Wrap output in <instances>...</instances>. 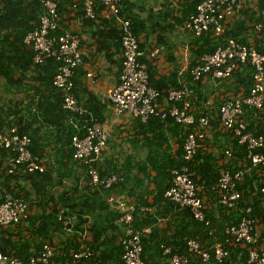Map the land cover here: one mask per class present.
<instances>
[{"label": "trees", "instance_id": "1", "mask_svg": "<svg viewBox=\"0 0 264 264\" xmlns=\"http://www.w3.org/2000/svg\"><path fill=\"white\" fill-rule=\"evenodd\" d=\"M202 1L166 0L157 10H145L144 6L137 5L133 0H121V12L131 21L132 33L138 41L142 34L147 37L154 36L156 44L160 47L165 45L172 32L183 27L185 20L195 13L196 6ZM69 4L70 0H60L58 11H64ZM262 10L264 0H258L257 10L240 13L250 16V24L253 22L256 24L264 21ZM80 11L81 7L77 14ZM96 12H100V7ZM41 13V0H0V134L5 129L15 128L18 134L27 135L31 140L30 152L44 159L47 164L44 173L8 174L3 166L6 161L5 151L0 147V203L3 190H6L13 196L34 202V207L37 208L18 227H0V253L17 257L22 264H28L29 257L36 256L42 246L48 244L63 252V256L58 258L64 261L68 259L71 251L80 248L81 234L87 231L90 240L83 241L82 244L99 253L100 264H124L121 259L122 247L118 243L121 233L114 224L119 212L111 208L114 203L105 200L115 192L125 193L132 199L127 201L136 207L148 206L147 195L151 194L153 204L160 208L161 213L171 212L165 230H161L154 225L156 223L154 215L143 213L138 208L135 210L134 230L150 228L149 234L142 235L141 243L142 258L152 264H166L169 256L163 255L161 245L170 247L172 254H186L188 239H197L205 243L211 238L210 230H214L215 236L220 237L225 225L237 222L238 217L234 213L228 216L221 214L215 218L211 211L206 209L205 215L210 225L205 226L195 220L187 210H180L164 197L172 183V170L182 165L180 159L183 153V139L187 133L184 127L170 118L162 120L151 117L146 122L134 119L135 134L130 142L133 146L146 151L143 158L137 159L128 155L123 160L111 157L104 162L99 158L94 164L101 176L121 173L124 178L121 183L107 190L98 191L88 183L81 189V180L76 175L69 178L73 171L70 168L71 138L77 133L82 137L84 135L82 122L96 117L84 108L81 109L82 115L62 108L60 94L52 86V79L58 68L54 58H46L40 64L33 63L34 52L24 44L23 39L37 27ZM84 26L95 38L97 53L111 57L113 55L109 50L113 47L116 52L121 53L122 64L120 32L113 21L105 20L100 23L85 21ZM248 29L250 27H247L245 22H237L233 30L225 33V37H230L228 34H243V31ZM260 34L264 36V32ZM230 38L236 39L233 36ZM222 42V38L217 39L210 35L195 37L193 53L196 64L203 54L212 53ZM140 60L143 61L142 58ZM192 63L189 68L196 65ZM79 67L73 74L74 96L75 76ZM148 74L150 85L160 91L162 96L169 89H180L185 86L179 81L175 70L165 81L160 82H154L151 73ZM233 78L236 85L248 89L252 81V68L247 65L242 67ZM19 94L23 98L19 99ZM244 110L245 119L250 122V130L253 132L257 130L260 133L264 121L256 123V120L262 118L264 110L251 111L246 107ZM74 124L79 127V132ZM217 130V121H212L210 132L213 133L212 138L218 141L215 147L220 157L224 156L226 147H231L235 159L242 160L247 154L246 146L238 145L237 139L231 134H220L221 131ZM167 134L177 138L178 147L174 152L169 148ZM235 159H230L231 171L240 168ZM186 165L194 172L195 182L203 183L205 186L216 183L221 169L216 165L212 153L207 152ZM80 167L86 176L84 181L87 182V167L84 165ZM257 173L254 169L245 174L239 184L243 194L240 205L252 207L254 215L260 212L259 202L262 201V196L256 190L264 186V175L260 178ZM65 178L72 179L70 185L63 183L62 179ZM150 183L154 186L153 191L148 190ZM129 186L131 188H128ZM57 187L59 189L53 193ZM208 196H211L210 192ZM218 209L222 208L218 206ZM65 221L68 223L67 227L64 226ZM59 235L64 236L66 240L61 241ZM245 258L246 254L242 253L239 261L234 260L235 264H241ZM79 264L87 263L84 261Z\"/></svg>", "mask_w": 264, "mask_h": 264}, {"label": "built area", "instance_id": "2", "mask_svg": "<svg viewBox=\"0 0 264 264\" xmlns=\"http://www.w3.org/2000/svg\"><path fill=\"white\" fill-rule=\"evenodd\" d=\"M60 0H41L42 13L37 27L23 39L24 44L34 52L33 63L40 64L46 58H54L58 63L52 79V86L60 94L62 108L82 115L73 95L74 70L82 66L88 52L89 37L84 26L85 21L100 23L112 20L120 32L122 64L118 84L109 89L106 97L112 105L115 116L128 115L132 119L146 122L151 117L162 120L172 119L187 130L183 139L182 165L172 170L171 186L164 197L180 210H187L192 217L205 226L210 222L205 215L206 201L213 200L224 212L234 213L238 219L234 224L223 227L221 236L216 237L210 230L209 241L202 243L197 239L186 241V254H172L170 247L161 245L163 255L169 256L166 264H235L242 253L246 254L241 264H264V186L256 192L262 196L260 212L253 214L250 206L241 207L243 194L239 184L245 174L256 169L257 176L264 175V125L259 133L250 130V122L245 119V110L262 112L264 110V53L253 46H246L233 38L225 37L227 24L245 7V0H203L196 6L195 13L185 20L182 29L191 32L195 37L210 35L223 39V42L210 54H203L198 63L189 68L184 63L176 69L180 79L185 72L190 74L192 82L198 83L209 76L214 81L229 80L242 67L252 68V81L248 89L240 86L239 90L225 92L218 100L216 121L222 133L231 134L238 145L246 146L247 154L242 160L233 156L232 148H227L222 159L221 169L215 184L205 186L195 182V174L186 163L202 157L207 152L206 139L211 129L212 119L207 114H198L194 109V100L190 89H169L162 93L150 85L146 65L140 60L144 52L140 50L139 41L131 30V21L121 10V0H70L64 11H58ZM81 7V11H79ZM100 12L97 13V8ZM264 16V10H262ZM71 20L78 25L76 31L71 28ZM256 33L264 32V21L254 25ZM55 32H60L55 34ZM156 47L151 57L162 52ZM96 69L86 73V78L95 80ZM180 81V80H179ZM81 137L79 133L71 138L72 160L77 165L87 167V183L94 189H109L123 181L121 173L101 176L94 164L101 157L111 137L108 125L90 118L82 122ZM75 125V124H74ZM77 132L79 127L75 125ZM31 140L27 135H20L15 128L5 129L0 134V147L5 151L4 168L8 174L44 173L47 164L44 159L33 155L30 150ZM230 159H235L240 168L231 171ZM211 193L209 198L208 193ZM0 203V227H18L29 217L34 202L22 197L13 196L3 190ZM108 199V203L119 212L115 226L120 230L118 243L122 247L121 259L124 264H152L142 258V235L150 233V228L136 231L133 228L136 208L141 212H150L149 206L136 207L128 201ZM67 227V221L64 222ZM80 248L71 251L68 259L59 260L62 251L45 244L36 256L28 259V264H100L99 253L82 244L90 240L87 231L81 234ZM235 257V258H234ZM236 262H235V261ZM0 264H22L14 256L0 253Z\"/></svg>", "mask_w": 264, "mask_h": 264}, {"label": "crops", "instance_id": "3", "mask_svg": "<svg viewBox=\"0 0 264 264\" xmlns=\"http://www.w3.org/2000/svg\"><path fill=\"white\" fill-rule=\"evenodd\" d=\"M133 1L135 2V0ZM257 4L258 0H245V7L243 11L245 12L257 10ZM250 19V16H246L243 13H239L228 22L226 32H230V30H233L237 22H245L246 26L250 27V29L243 31V34H228V36H233L236 38L235 40L239 43L246 46H253L256 48V50H260V52L264 53V36L255 32V23L253 22L250 24ZM70 24L71 28L76 31V29L78 28L77 23L71 20ZM87 29L86 31L89 37L88 52L84 57L82 66L79 67L78 72L75 76V97L78 106L80 107V109L84 108L93 113L97 120L100 121L102 124L108 125L111 128L114 126L120 130L126 129L128 130L131 137H133L135 134L133 125L134 119H132L126 114L121 115L119 117L115 116L113 114L111 102L106 97L107 91L118 84L121 69V53L116 52L113 47L109 50L110 54L113 55L111 57H105L102 53H97V44L95 42V38ZM194 38L195 36L191 32L185 31L182 29V27H180L174 32H172L165 45L161 46L163 49L162 52L155 57H151L150 55L152 51L156 47H158V45L156 44V39L154 36L147 37L145 34L141 35L139 39V44L141 50L144 52V56L141 57L143 59L142 62L146 65L147 71L151 73L154 82L165 81V79L170 76V73L173 70L176 71L178 66L184 63H189V67L190 65H193L192 62L196 64V59L193 53V50H195L193 44ZM92 69H96L97 77L95 80L86 78V73L90 72ZM179 80L181 84H184L187 88L190 89L191 97L195 101L194 109L196 110V112L198 114L209 115L212 121H216L218 113V100L220 98V95L225 92L232 93L233 91L242 88L236 85L235 79L233 77L229 80L214 81L211 79V77L207 76L202 81L195 83L192 82L190 74L188 72H185V74ZM18 97L19 99L23 98V96L20 94L18 95ZM263 118L264 111L262 112V118L256 120V123L259 121H264ZM220 134L223 133L220 132ZM167 135L169 148H171L172 152H174L177 150L178 147L177 138L170 134ZM212 135L213 133L209 132V135L207 137V153H212L216 165L219 166L220 169L223 157H220L221 155H219V152L215 147L218 141L217 139L212 138ZM52 146L53 144L51 145V147ZM227 148L230 147H226L225 149ZM101 160L104 162V160L106 159L100 157V161ZM71 163L72 164L70 168H72L73 171L72 175L69 178L73 177V175H76V177H79V179L81 180L80 188L82 189L83 187H86L87 182L84 181L86 179V176L81 170L82 168L79 165L75 164L73 160L71 161ZM140 177L142 176L140 175ZM62 181L65 185H70L72 179L65 178L62 179ZM128 188L131 187L129 186ZM58 189L59 188L57 187L53 193H56ZM153 189L154 186L152 183H150L148 186V190L153 191ZM109 196L110 197H106V202H108V199L110 198L116 199V201H132V199H129V197L126 196L125 193L119 194L115 192L110 194ZM147 202L149 204L148 206L151 208V211L149 213L156 217V223L154 225L161 230H165L167 221L170 219L171 212L165 211L164 213H161L159 211L160 208H157L153 204L151 194L147 195ZM111 208L114 207L111 206ZM35 209L37 208L33 207L31 212H33ZM206 209L210 210L215 218H218L221 214H223V216H228L229 214L228 212H224L223 208L219 210L218 205L212 199L206 201ZM158 211L160 212V214ZM59 237L61 241L66 240L65 237L62 235H59ZM58 242L59 241L57 240L56 243Z\"/></svg>", "mask_w": 264, "mask_h": 264}, {"label": "rangeland", "instance_id": "4", "mask_svg": "<svg viewBox=\"0 0 264 264\" xmlns=\"http://www.w3.org/2000/svg\"><path fill=\"white\" fill-rule=\"evenodd\" d=\"M166 0H135L137 5L144 6L145 10H157ZM240 87V86H238ZM237 88V87H235ZM111 139L107 143V148L102 153L104 159L115 158L116 160H123L126 156L132 155L137 159L145 156L146 151L139 147L133 146L130 142L131 135L126 129H118L116 127L110 128Z\"/></svg>", "mask_w": 264, "mask_h": 264}]
</instances>
